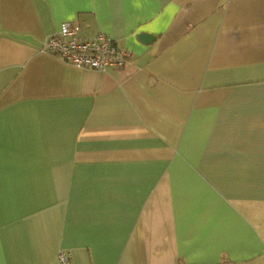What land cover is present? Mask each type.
I'll use <instances>...</instances> for the list:
<instances>
[{"label":"crops","instance_id":"crops-1","mask_svg":"<svg viewBox=\"0 0 264 264\" xmlns=\"http://www.w3.org/2000/svg\"><path fill=\"white\" fill-rule=\"evenodd\" d=\"M63 21L123 67L48 53ZM60 249L264 264V0H0V264Z\"/></svg>","mask_w":264,"mask_h":264},{"label":"built area","instance_id":"built-area-1","mask_svg":"<svg viewBox=\"0 0 264 264\" xmlns=\"http://www.w3.org/2000/svg\"><path fill=\"white\" fill-rule=\"evenodd\" d=\"M79 31L78 23L63 21L59 30L45 41L44 48L48 53L80 68L100 71L124 65L129 57L128 49L120 47L104 32L83 37ZM57 255L59 264H72L73 254L69 249H62Z\"/></svg>","mask_w":264,"mask_h":264},{"label":"water","instance_id":"water-1","mask_svg":"<svg viewBox=\"0 0 264 264\" xmlns=\"http://www.w3.org/2000/svg\"><path fill=\"white\" fill-rule=\"evenodd\" d=\"M138 38L142 43L148 44L151 40H153L154 36L149 32H140L138 33Z\"/></svg>","mask_w":264,"mask_h":264},{"label":"rangeland","instance_id":"rangeland-1","mask_svg":"<svg viewBox=\"0 0 264 264\" xmlns=\"http://www.w3.org/2000/svg\"><path fill=\"white\" fill-rule=\"evenodd\" d=\"M113 41H114V40H113ZM120 47H125V46H121V45H120ZM125 48H126V47H125ZM126 49H127V48H126ZM60 250H62V249H60ZM60 250L58 251V253L60 252ZM58 253H57V254H58ZM57 258H58V256H57ZM57 260H58V259H57ZM58 264H59V261H58ZM72 264H73V263H72Z\"/></svg>","mask_w":264,"mask_h":264},{"label":"trees","instance_id":"trees-1","mask_svg":"<svg viewBox=\"0 0 264 264\" xmlns=\"http://www.w3.org/2000/svg\"><path fill=\"white\" fill-rule=\"evenodd\" d=\"M123 67V66H122ZM120 68V67H119ZM71 251V250H70ZM71 254H72V252H71Z\"/></svg>","mask_w":264,"mask_h":264}]
</instances>
